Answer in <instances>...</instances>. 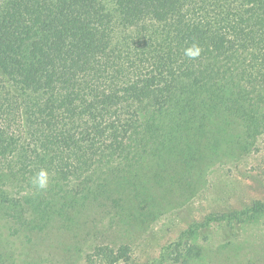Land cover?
Returning a JSON list of instances; mask_svg holds the SVG:
<instances>
[{"label": "trees", "instance_id": "trees-1", "mask_svg": "<svg viewBox=\"0 0 264 264\" xmlns=\"http://www.w3.org/2000/svg\"><path fill=\"white\" fill-rule=\"evenodd\" d=\"M263 143L264 0H0V264L17 239L142 264L165 220L187 228L161 258L201 263L210 221L224 248L245 219L191 205Z\"/></svg>", "mask_w": 264, "mask_h": 264}, {"label": "rangeland", "instance_id": "rangeland-1", "mask_svg": "<svg viewBox=\"0 0 264 264\" xmlns=\"http://www.w3.org/2000/svg\"><path fill=\"white\" fill-rule=\"evenodd\" d=\"M215 175H217L216 178L214 177L215 185L216 188H220L219 191H216V194L205 191L196 196L191 205L193 216L199 222H204L206 217L213 212L235 211L245 220L241 221L237 225L238 228L235 229L234 243L224 248L215 247L224 231L219 221L211 220L209 223L211 239L206 242L211 248L209 250L211 259L207 254V257L198 264H220L231 257L229 254L234 256L236 250L239 253L238 258H234L236 263L247 264L250 258L254 263L253 252H260L264 256V208L258 211L255 206L256 201H261L264 204V143L259 152L242 159L236 165H231L230 168L220 170ZM164 222L166 224L157 225L154 228L157 233V241L151 246H142L141 251L138 248V254L134 253V257L139 263L184 264L162 259L160 255L162 247L178 239L187 226L185 224L172 225L168 220ZM52 243H54L53 240H45L41 245L26 242L25 247H22L19 246L17 239L13 242V250L21 253L18 255L15 252L18 262L10 261L7 264H67L64 258L68 254L67 251L62 250L61 247L52 246ZM69 257L76 260V264H83V259L77 249ZM132 264H136V262ZM188 264H194V261ZM254 264H264V257L261 261L256 260Z\"/></svg>", "mask_w": 264, "mask_h": 264}, {"label": "clouds", "instance_id": "clouds-1", "mask_svg": "<svg viewBox=\"0 0 264 264\" xmlns=\"http://www.w3.org/2000/svg\"><path fill=\"white\" fill-rule=\"evenodd\" d=\"M184 54L189 59H195L200 56L201 49L196 45H192L185 49ZM30 182L37 191L46 190L50 183V175L46 169H40L31 177Z\"/></svg>", "mask_w": 264, "mask_h": 264}]
</instances>
